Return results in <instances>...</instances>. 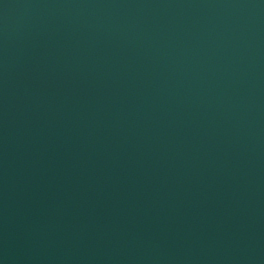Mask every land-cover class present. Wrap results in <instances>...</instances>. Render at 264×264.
<instances>
[{"label":"water","instance_id":"obj_1","mask_svg":"<svg viewBox=\"0 0 264 264\" xmlns=\"http://www.w3.org/2000/svg\"><path fill=\"white\" fill-rule=\"evenodd\" d=\"M0 264H264V0H0Z\"/></svg>","mask_w":264,"mask_h":264}]
</instances>
